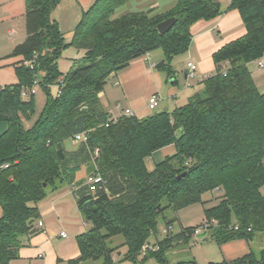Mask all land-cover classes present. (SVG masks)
Returning a JSON list of instances; mask_svg holds the SVG:
<instances>
[{"label":"trees","instance_id":"obj_1","mask_svg":"<svg viewBox=\"0 0 264 264\" xmlns=\"http://www.w3.org/2000/svg\"><path fill=\"white\" fill-rule=\"evenodd\" d=\"M60 1L26 0V38L12 53L23 58L15 67L18 83L0 90V122L7 123L0 137V264L19 258L25 242L38 232L39 203L67 186L73 187L90 226L76 236L80 255L67 264H117L115 256L124 248L121 261L171 264L167 253L197 237L208 236L204 241L222 246L251 242L264 232V93L249 69L264 58V0L229 4L227 10L239 11L246 34L214 53L216 73L186 105L171 113L116 121L103 110L99 97L110 76L161 49L171 77V62L192 45V26L224 11L214 0H178L167 12L136 9L116 17L117 11L139 0H95L67 43L53 16ZM169 18L176 23L162 35L158 25ZM69 48L82 51L83 58L63 77L59 61ZM35 81L46 104L28 129L25 121L36 109L31 93ZM52 87L58 88L55 96ZM84 132L88 141L68 150L66 142ZM172 145L176 152L150 171L148 158ZM97 147L99 156L94 158ZM83 167L87 178L99 174L104 180L94 192L87 178L76 181ZM213 191L221 197L204 211L210 226L206 232L196 236V228L182 229L143 252L166 210L177 213ZM177 220L170 219L166 226ZM209 264H264V249Z\"/></svg>","mask_w":264,"mask_h":264},{"label":"crops","instance_id":"obj_2","mask_svg":"<svg viewBox=\"0 0 264 264\" xmlns=\"http://www.w3.org/2000/svg\"><path fill=\"white\" fill-rule=\"evenodd\" d=\"M178 0H139L138 8L153 9L156 11H170ZM221 5L224 13L211 21L201 20L195 23L192 28V45L187 52V63L185 74L187 75V84L183 91L191 89L188 83L190 78H195L199 72V90L194 91L193 95L203 87L202 82L212 75L213 69L216 70L213 61V55L224 45L231 43L246 34V27L242 21L238 10H227L233 0H214ZM95 0H61L58 6L57 21L60 30L67 43L73 38L74 30L81 19L83 12L88 11ZM26 0H0V41L7 40L10 44L8 53L0 58V62L5 64L8 73L1 76L0 90L8 85L18 83L15 67L17 63L23 60L22 57L12 56L14 48L21 44L26 38ZM23 27L25 30H23ZM71 49V48H69ZM67 49L65 52H67ZM81 51H78L80 53ZM154 52V51H153ZM152 53V52H151ZM151 53L138 58L130 65L114 74L109 78V86L106 84L101 99L105 98L109 106V115L112 118L122 117L125 110H131L134 116L143 119L153 114L147 107L148 99L152 95L160 98V104L164 100L163 94L170 96L174 101H178V92L176 91L175 76L173 72L169 80L156 68V62L165 59L162 54H156L152 58ZM175 59V58H174ZM264 59V58H263ZM4 61V62H2ZM75 60L60 59L59 69L62 75L67 74L73 66ZM188 62L197 65V71L194 77H188ZM166 64V60H165ZM165 73V72H164ZM168 73V72H167ZM169 75V73H168ZM171 86H169V83ZM181 92L180 90H178ZM180 94V93H179ZM190 94L187 101L191 96ZM46 104V95L37 88L35 93V108L39 115L32 120V126L35 124ZM125 105V109L123 106ZM115 106V110L123 109L119 116H114L110 106ZM102 106V103H101ZM103 108V106H102ZM104 110V109H103ZM105 111V110H104ZM167 111V109L163 110ZM31 121V120H30ZM26 121L27 123L30 122ZM31 126V127H32ZM79 144V143H78ZM68 150H72L68 148ZM162 152V161L176 152L175 146L166 147L156 153ZM154 153L153 155H155ZM153 155L151 157H153ZM161 161V162H162ZM87 172L83 167L76 173V181L86 180ZM40 217L35 226L38 232L30 237L25 245L20 249V256L10 264H67L70 260L77 259L80 255L79 247L75 240L61 235L66 230L81 232L82 228L87 227L81 211L78 208L77 200L72 186H67L61 190L51 193L38 205ZM2 207L0 205V218L2 216ZM43 223L40 227L38 224ZM55 230H60L59 236H56ZM78 235V234H77ZM76 235V236H77ZM55 237L63 242V248L55 245ZM72 240V242H71ZM68 245V247H66ZM222 252V261H233L241 258L251 251L250 242L246 240H237L220 246Z\"/></svg>","mask_w":264,"mask_h":264},{"label":"rangeland","instance_id":"obj_3","mask_svg":"<svg viewBox=\"0 0 264 264\" xmlns=\"http://www.w3.org/2000/svg\"><path fill=\"white\" fill-rule=\"evenodd\" d=\"M138 2L133 1L131 3H129L126 7H123L122 9H120L119 11H117L118 13L116 14V17H119L121 15H124L126 13H129L130 11H134L136 9H140L137 8ZM58 9V8H57ZM57 13L58 10H56L54 12V17L57 19ZM23 30H25V28L23 27ZM10 48V44L7 42V40H3L0 41V58L4 57L6 55V53H8ZM156 56V54H162L164 56V53L161 49L155 50L154 52L151 53L152 58L154 57V55ZM188 53H185L183 55H179L177 57H175V59L171 62V70L175 73V76H173L172 78H170V81H173L175 79V84L174 86L176 87V91L178 92V101H174L173 98H171L170 96L167 97L166 94H163L164 100L162 101V103L160 104V106L157 107L156 110L152 111V113L155 112H159V111H163L164 109L168 112H173L176 108L181 107L186 105V103L188 102L187 99L190 96V94L193 95L194 91L199 90L200 86L198 87L199 84V72L197 74V76L195 78H190L189 79V84L192 86L190 90L188 91H183L184 86L187 84V81L185 79V66L187 63V55ZM187 55V56H186ZM83 58V52L81 51L80 53H78V50L75 48H71L69 49L67 52L63 53L62 55V59L64 60H70L73 59L75 61H81ZM165 58V56H164ZM166 59H161L158 62L156 61V59L154 60V62H156L158 64H160L162 61L165 62ZM263 64H264V59L260 60ZM4 62V61H2ZM197 66V65H196ZM161 73L166 77V79L169 80V75H168V70L166 69V67L162 66L159 68ZM249 69L252 72L253 78L255 80V83L258 87V89L260 90V92L264 93V67H260L258 65V62H253L249 65ZM165 72V73H164ZM8 73V69L5 67V64H2L0 62V77L4 76ZM212 75H214L216 73V70L213 69V71L211 72ZM170 74V73H169ZM67 74L63 75V77H65ZM1 80V78H0ZM109 79L107 80V85L109 86ZM169 86H171L170 82L168 83ZM106 86V85H105ZM178 90H180L181 92H179ZM41 91L44 93V91L41 89ZM51 93L55 96L58 93V88L57 87H52L51 88ZM180 93V94H179ZM45 94V93H44ZM27 98V97H25ZM101 103L103 106V109L109 113V106L107 104V101L105 98L101 99ZM124 105V104H123ZM111 110L114 112V116H119L123 109H125V105L123 106V109L121 108V110H115V106H110ZM39 115L38 111H36L35 109V114L34 116L31 118L30 122H26L25 121V126L26 128H31L32 126V120L34 118H37ZM148 117V116H147ZM66 147L71 148L72 150H76L78 147V143H76L74 140H68L66 142ZM162 152L160 153H156L155 155H153V157L148 158L147 160V166L149 168L150 171H152L154 169V167L159 164L162 161V156H161ZM262 194L264 195V187L261 189ZM221 194L218 191H213V192H208L206 194H204L203 198H202V202H197L194 203L190 206L184 207L183 209H180L177 213L171 211V210H166L164 215L160 216L158 218V232L156 234V236H152L149 240L150 242V246H155L157 244V241H161L163 240L167 234L173 233L174 235L178 234L182 229H186V228H196V229H201L203 228L206 224H208L206 222V218H205V210L209 209L215 205H217L219 203ZM174 217H177V221H175L174 224H172L170 228H168L166 226V222L169 221L170 219H173ZM90 228V226L88 225L87 227L84 226V228H82L81 232H75V231H70V230H66V234L75 240V244H77L76 241V235L84 233L86 231H88V229ZM167 230V232H166ZM56 236H59L60 230H55ZM208 237V236H206ZM205 236H201V237H197V241H195L192 244L189 245H177L176 247L172 248L168 253H167V257L169 259V261L171 262V264H175L179 261H192L195 260L197 263L199 264H209V263H220L222 262V252L220 249V246L215 244L214 242L211 241H204V239L206 238ZM118 240H120L121 242H123V238L119 237ZM203 240V241H202ZM72 242V240H71ZM120 243V242H119ZM55 245H58V247L63 248V242H60V239H57L55 237ZM66 247H68V245H66ZM250 247H251V251L259 254V252L261 250L264 249V232L258 233L255 237L254 240H252L250 242ZM126 248H124V250H122V255L121 256H115V261L117 262V264H132L131 262H124L121 261L123 259V256L125 255ZM124 254V255H123ZM146 264H158L157 261L155 260H149V262H147Z\"/></svg>","mask_w":264,"mask_h":264},{"label":"built area","instance_id":"obj_4","mask_svg":"<svg viewBox=\"0 0 264 264\" xmlns=\"http://www.w3.org/2000/svg\"><path fill=\"white\" fill-rule=\"evenodd\" d=\"M258 65H259L260 67H264V64H263L262 62H258ZM187 66H188V71H189V73H188V77H194V76H195V73H196V71H197V66H196L195 64H193L192 62H188ZM60 84H61V86L64 85L63 80L60 81ZM38 87H39V83H38L37 81H35V82H34V86H33L32 90H31V93L35 94V93H36V90H37ZM23 96H24V97H27V93L24 92V93H23ZM159 103H160V98H159V96H157V95H152V96L148 99L147 107H148V109L152 112V111H154V110L157 109V107L159 106ZM123 116L131 117V116H134V113H133L131 110H125ZM110 119H111L112 121H116L118 118H112V117H111ZM111 120H110V121H111ZM106 126H109V123H107ZM74 141H75L76 143H86V142L88 141V134H87L86 132H84V133H80V134H77V135L74 137ZM99 152H100V149H99L98 147L95 148V151H94V154H93L94 158H97V157L99 156ZM103 183H104V180H103V178H102L99 174H95V175L89 176V177L87 178V180H86V184H87L88 186H90V190H91L92 192L96 191V186H97L98 184H103ZM38 225H39L40 227H42V226H43V223L40 222ZM209 227H210L209 224H206L203 228H201V229H200V228H199V229H196V230H195V235H196V236H199L200 234L206 232V231L209 229ZM166 232H167V230H166ZM61 235H62L63 237H67V234H66L65 232H62ZM148 249L154 250L155 248H154L153 246L146 245V246L144 247L143 252L145 253L146 250H148Z\"/></svg>","mask_w":264,"mask_h":264},{"label":"water","instance_id":"obj_5","mask_svg":"<svg viewBox=\"0 0 264 264\" xmlns=\"http://www.w3.org/2000/svg\"><path fill=\"white\" fill-rule=\"evenodd\" d=\"M176 23V18H169L165 21H163L162 23H160L158 25V30L160 32V34H165L168 31L171 30V28L175 25ZM165 65V62L162 61L160 64H158L156 66V68H160L162 66ZM185 78H187V75L185 74ZM7 132V123L6 122H0V137H2L3 135H5Z\"/></svg>","mask_w":264,"mask_h":264}]
</instances>
